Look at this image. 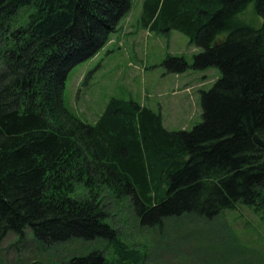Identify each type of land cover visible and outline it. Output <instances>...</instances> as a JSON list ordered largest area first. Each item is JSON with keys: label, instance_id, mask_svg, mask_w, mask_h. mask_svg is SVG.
<instances>
[{"label": "trees", "instance_id": "1", "mask_svg": "<svg viewBox=\"0 0 264 264\" xmlns=\"http://www.w3.org/2000/svg\"><path fill=\"white\" fill-rule=\"evenodd\" d=\"M252 2L259 29L237 20ZM26 8L25 24L9 30ZM130 10L131 0H0V35L9 31L0 57V245L29 232L46 246L105 247L65 264H144L108 222L103 189L127 200L141 227L210 222L239 207L264 224V0H143V29L178 31L199 49L191 62L167 56L168 74L220 72L189 131L166 130L160 112L133 100L110 98L94 124L64 104L69 72L107 45Z\"/></svg>", "mask_w": 264, "mask_h": 264}, {"label": "rangeland", "instance_id": "2", "mask_svg": "<svg viewBox=\"0 0 264 264\" xmlns=\"http://www.w3.org/2000/svg\"><path fill=\"white\" fill-rule=\"evenodd\" d=\"M143 0H131V10L99 53L68 74L63 101L66 108L88 124H94L110 98L133 100L160 112L168 131L191 130L202 122L201 92L220 77L216 68L168 74L162 65L167 56L191 62L199 52L178 31H146L141 27ZM30 10L21 9L9 30L25 24ZM243 25L259 29L263 23L250 3L237 16ZM0 35V57L4 41ZM223 35L222 37H224ZM220 37V39H222ZM2 63L0 61V69ZM87 190L76 185L75 195ZM108 222L131 249L145 255L144 264H264V224L246 207L225 212L206 222L183 217L160 227H141L127 200H115L101 192ZM105 247L99 243L70 242L41 245L27 232L23 239L8 234L0 245V264H65L73 256Z\"/></svg>", "mask_w": 264, "mask_h": 264}]
</instances>
